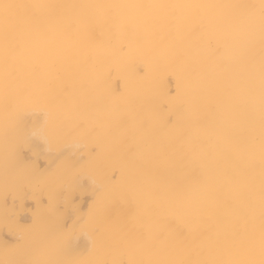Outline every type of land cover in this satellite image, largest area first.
Returning a JSON list of instances; mask_svg holds the SVG:
<instances>
[{"label":"bare ground","instance_id":"bare-ground-1","mask_svg":"<svg viewBox=\"0 0 264 264\" xmlns=\"http://www.w3.org/2000/svg\"><path fill=\"white\" fill-rule=\"evenodd\" d=\"M35 109L82 156L22 157ZM4 226L0 264H264V0H0Z\"/></svg>","mask_w":264,"mask_h":264},{"label":"rangeland","instance_id":"rangeland-1","mask_svg":"<svg viewBox=\"0 0 264 264\" xmlns=\"http://www.w3.org/2000/svg\"><path fill=\"white\" fill-rule=\"evenodd\" d=\"M40 111H41L40 109H35L32 112H30V114H27V112L24 114L23 119L25 121H30L32 127L28 126V124H27V127L25 128V134L28 137L30 143L27 146L21 147V149H20L21 150L20 151L21 156L26 158V159H31L34 161L36 160L37 162L36 161L35 162L39 165L42 161V163L40 165L42 167L43 166L44 167L49 166L50 165L49 163L54 158L59 157L61 155V153L70 150L74 145H76L75 146L76 147L75 148L76 149L75 154H77L78 156H82V152L79 153L80 144L78 146L77 145L78 143L74 144L72 142L62 141L61 144L56 146V148H53L50 150H46L47 146H46V148L43 147L47 143V141H45V139L39 133L40 132L39 130H40V127L42 124V120L44 119V112L43 111L40 112ZM35 121H37V122L35 123ZM35 131H38V133ZM38 137H40V138H38ZM22 149H23V151H22ZM30 149H31V151H30ZM37 158H39V160ZM89 179H91V178L88 175H85V174L79 175L77 182L80 186H82L84 188V191H75L73 194L70 195V198H71L69 201L70 203L65 206V208L67 210L65 218H64L65 224L70 223L71 218L73 216V214H72L73 210H71L72 205L78 206V209L81 212L88 206L90 199H91V195H92V192L88 188H90V186L91 187L93 186V188L96 187V184L94 183V181L92 179L90 181ZM42 199L45 200V197H42ZM20 201L21 202L15 200L14 198H7V199H5L4 202H5V204H12L13 206L18 205L16 216L19 218V220H18L19 223L29 222L33 216V210L35 208V201L30 196V190L28 188H25L24 196L20 199ZM71 201H72V203H71ZM61 202L62 203H60V204L63 205V201H61ZM25 203H27V204H25ZM65 220H66V222H65ZM0 233H1V236L3 237V240L5 242H10L11 240H13L14 238L17 237L16 230L13 227L4 226L1 228ZM71 242L75 243V244L86 245L88 243V237H87V235H85L84 232H79V234L75 233L72 235Z\"/></svg>","mask_w":264,"mask_h":264}]
</instances>
